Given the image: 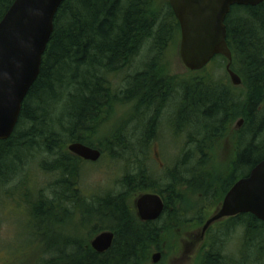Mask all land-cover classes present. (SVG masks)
I'll return each mask as SVG.
<instances>
[{"label": "trees", "instance_id": "1", "mask_svg": "<svg viewBox=\"0 0 264 264\" xmlns=\"http://www.w3.org/2000/svg\"><path fill=\"white\" fill-rule=\"evenodd\" d=\"M13 1L0 0V20ZM161 1L66 0L57 10L39 75L13 133L0 140V203L17 180L22 200L11 204L22 205L28 232L47 246L49 258L41 264H145L162 234L182 226L201 228L208 218L203 210L221 204L230 187L264 159V2L233 6L225 18L230 68L241 79L234 87L220 55L210 61L211 70L209 63L184 78L164 73L161 66L180 43V29L168 0ZM143 51L142 69L129 73ZM113 77H121L122 85L112 84ZM173 100L172 134L185 135L183 142L173 138L183 150L157 175L143 161L156 142L154 126ZM128 103L141 133L130 128L133 114L115 119V106ZM238 118L243 127L231 132V154L217 165ZM71 143L100 151L112 164L123 158L122 151L142 157L134 173L121 174L117 192L88 196L80 187L85 161L69 153ZM30 169L48 180L31 176ZM144 193L163 200V213L154 222L136 214L133 198ZM91 221L95 226L85 227ZM212 227L197 264H264L263 222L243 214L219 222L217 236H210ZM62 228L73 236H59ZM80 230L88 234L79 236ZM106 231L114 235L112 245L98 254L90 240ZM238 232L239 256L228 255L225 243Z\"/></svg>", "mask_w": 264, "mask_h": 264}, {"label": "water", "instance_id": "2", "mask_svg": "<svg viewBox=\"0 0 264 264\" xmlns=\"http://www.w3.org/2000/svg\"><path fill=\"white\" fill-rule=\"evenodd\" d=\"M66 0H14L0 20V140H7L19 120L23 101L37 79L42 57L53 32L54 17ZM264 0H168L180 29L179 57L189 71H200L215 57L223 56L225 70L233 86L241 79L231 68V53L226 43L225 18L233 6L255 7ZM242 123L240 120L237 124ZM68 151L80 159L96 162L100 151L72 143ZM143 222L160 218L162 199L156 194H143L135 202ZM250 214L264 222V159L225 194L217 211L208 218L201 237L215 222ZM113 233L102 232L91 242L98 254L109 250ZM160 254L152 256L159 262Z\"/></svg>", "mask_w": 264, "mask_h": 264}, {"label": "rangeland", "instance_id": "3", "mask_svg": "<svg viewBox=\"0 0 264 264\" xmlns=\"http://www.w3.org/2000/svg\"><path fill=\"white\" fill-rule=\"evenodd\" d=\"M172 49L170 52L168 50V52L166 53V60L161 66L164 68V73H168L169 75L175 77H187L190 73L183 66L180 60L179 41L175 49ZM146 59V51H143L138 57L134 59L131 67L128 69V72L134 73L137 70H141L143 66L142 64ZM207 67H210L211 70L212 62ZM206 70L209 71V69L207 68ZM218 75L222 76V73L219 72ZM110 82L112 84H116L117 86L122 85L121 77H113L112 79H110ZM228 82L229 84H231L229 80ZM175 103L176 100L169 102L166 107V112L161 113L157 128L154 126L153 135L156 137V142L150 144L148 148V159L143 161V164H146V167L152 170V172L156 173L157 175H162L163 169L174 165L177 161L178 156H180L183 150L182 143H180L179 145L173 138H179V140L183 142L182 138H184L185 135L183 134L178 136V134L176 133L175 136L174 134H172L173 131L175 132L174 125L171 121L174 117ZM131 106V103L119 105L117 104V106H115V109L117 110L116 115H114L115 119H129V117L133 114L131 111ZM136 118L137 113L134 112L132 120L130 122V128L134 129L135 127H138V131L139 133H141V131L143 130V126L140 125V122H138V119ZM115 119L113 118V121H116ZM240 120L242 121V123L237 126ZM242 127L243 120L240 118L236 119L231 124L229 130L230 133L228 132V136L224 141V144L222 143L217 154V165H219L220 162H222L231 154V140L233 135L231 132L239 130ZM106 128H111V124L106 125L104 129ZM130 141L134 143L135 140L133 138H130ZM140 147L142 148V146ZM162 150L164 151L163 155L165 156H161ZM121 153H123L124 155L118 163L112 164L114 161H108V159H106L104 156H101V158L96 162L84 163V167L81 173L80 187L84 191L88 192V196H91V194H102V191L106 190L117 192L120 188L118 180L121 174L125 171H128L130 173H134L136 171V168L139 166L138 159H141L142 156L139 155L138 152H135V155L132 156H130L131 152L125 153L122 151ZM130 158L132 160H130ZM30 173L32 174L31 176L35 174V177H37L40 181L48 180L44 174L36 171V169H30ZM18 186L19 185L17 183V180L11 183L5 190V200L2 201V204L0 203V264H41L44 260H47L49 258L45 250L47 246L43 241H38L37 237H33V235L31 236L30 232H28L29 226L24 222L25 215L22 210V205L18 207L16 206L18 204L15 203L19 199L22 200V197L19 196L21 192L19 189H17ZM9 192L12 200H10V198L7 199V194H9ZM141 195L142 194L135 196L133 198V203L134 201L136 202L137 198ZM7 202H9V204L5 206ZM11 203H14L16 205ZM219 206L220 204L215 208L206 207L203 210V212H205L206 214H203V216H205V218L212 216V214ZM88 225H90L89 227L93 225L95 226V222L91 221L87 223L85 227ZM218 225L219 223L213 224L210 236L212 233L215 236L218 235ZM73 233H75V231ZM76 234L85 237V235H87L88 233L86 232V230H80ZM200 234L201 228H195L193 226L173 228L167 233L162 234L160 243L156 248L157 250L155 248L154 250H151L149 261L145 264H153L152 256L153 254L159 252L161 253V255L159 262L156 264H197L200 256V249H202L201 245L205 241V239H200ZM240 234L241 233L238 232L231 236L230 239L226 238V250L224 251L226 254H234L235 256H239L237 253H239L238 248L240 247L241 241ZM59 236L64 237L73 235L70 232V228H68V230L62 228ZM92 239L90 240V242L92 241Z\"/></svg>", "mask_w": 264, "mask_h": 264}, {"label": "flooded vegetation", "instance_id": "4", "mask_svg": "<svg viewBox=\"0 0 264 264\" xmlns=\"http://www.w3.org/2000/svg\"><path fill=\"white\" fill-rule=\"evenodd\" d=\"M260 222H262V221H260ZM264 223V222H263ZM160 253V252H159ZM160 255H161V253H160Z\"/></svg>", "mask_w": 264, "mask_h": 264}, {"label": "bare ground", "instance_id": "5", "mask_svg": "<svg viewBox=\"0 0 264 264\" xmlns=\"http://www.w3.org/2000/svg\"><path fill=\"white\" fill-rule=\"evenodd\" d=\"M72 144V143H71Z\"/></svg>", "mask_w": 264, "mask_h": 264}]
</instances>
